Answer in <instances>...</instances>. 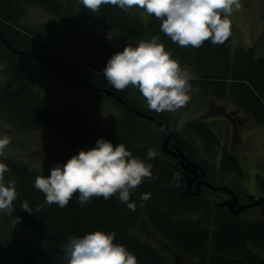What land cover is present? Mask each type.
I'll use <instances>...</instances> for the list:
<instances>
[{"label": "trees", "instance_id": "obj_1", "mask_svg": "<svg viewBox=\"0 0 264 264\" xmlns=\"http://www.w3.org/2000/svg\"><path fill=\"white\" fill-rule=\"evenodd\" d=\"M30 5L58 18L62 13L58 0H0V33L5 41L17 51L50 56L51 59L36 58L47 78L63 85L72 82L82 90L94 93L116 107L120 117L103 133L97 121L85 119L87 108L82 96L57 110L49 108L35 89L34 80L19 66L17 53L5 47L0 38L1 74L5 78L4 84L0 83V120L21 132L38 130L47 124L54 137L72 155L91 149L101 138L114 145L123 143L133 156L153 165V178H146L131 193L129 202L136 203L135 211L121 203L118 195L108 200L93 197L87 204H81L78 192L65 207H59L48 204L45 194L34 187L35 178L49 176V170L39 171L4 154L0 162L10 169L5 174V183L9 179L16 180L18 197L13 202L11 215L0 214V264H67L63 245L69 237L79 238L96 230L114 231V243L126 246L137 257L138 264H172L166 254L135 233L141 212L149 228L173 254L193 258L196 264H264V255L260 253L264 252V218L250 221L240 214L232 215L227 209L213 207L202 194L180 196L185 188L184 179L176 164L160 150L159 127L153 125L155 128H152L143 117L126 111L119 101L80 83L86 82L97 89L107 88L128 106L166 122L161 113L150 110L134 97V92L141 94L138 88L129 86L117 91L107 83L102 70L110 57L121 49L111 47L105 39L93 41L72 30L58 34L56 45L47 43L45 35L19 23L24 7ZM78 6L91 22L109 27L123 48L127 45L135 47L142 40L159 36L172 56L187 63L197 73L205 88H210L217 98L230 97L264 127V57H254L253 47L239 48L231 58L227 54L228 39L223 44L205 41L199 48L181 47L160 31L162 22L154 15L147 22H141L130 10L124 11L110 4L102 5L95 13L85 9L81 0ZM227 72L231 76L229 82L225 79ZM186 125L200 137L207 155V158L199 156L197 148L177 133L182 141L181 151L187 158L199 159L211 179H215L214 171L239 181L243 178L233 151L221 147L217 136L206 124L192 121ZM149 149L156 153L152 160H147ZM257 181L264 188V175H257ZM143 193H150V199L141 200ZM25 202L32 212L22 208ZM19 227L35 233L40 244H31L17 234L14 229Z\"/></svg>", "mask_w": 264, "mask_h": 264}, {"label": "clouds", "instance_id": "obj_2", "mask_svg": "<svg viewBox=\"0 0 264 264\" xmlns=\"http://www.w3.org/2000/svg\"><path fill=\"white\" fill-rule=\"evenodd\" d=\"M81 3L92 13L106 4L124 11L143 9L162 22L160 31L172 42L194 48L201 47L205 41L223 44L231 35L230 17L241 7L240 0H81ZM102 74L117 91L129 86L138 88L148 108L157 113L179 110L190 101L193 91L189 83L193 78L191 73L172 58L159 36L116 52ZM10 144L8 135L0 137V157ZM155 155L149 149L147 160ZM152 168L145 159L133 156L123 143L114 145L101 138L94 147L80 150L65 164L57 163L49 176H37L34 187L45 194L48 204L59 207H65L78 192L81 204H87L93 197L108 200L118 195L121 203L135 211L136 203L129 202L131 192L146 178H153ZM8 172L9 166L0 162V212L11 215L18 192L15 179L5 183ZM150 195L143 193L140 199L147 201ZM22 208L32 212L26 202ZM115 235L114 231L96 230L79 238L70 236L63 245L67 264H138L137 257L126 246L114 243Z\"/></svg>", "mask_w": 264, "mask_h": 264}, {"label": "rangeland", "instance_id": "obj_3", "mask_svg": "<svg viewBox=\"0 0 264 264\" xmlns=\"http://www.w3.org/2000/svg\"><path fill=\"white\" fill-rule=\"evenodd\" d=\"M58 2L62 10L59 18L38 6L30 5L24 7L19 23L28 30H36L38 34L45 35L48 40L47 43L51 42L53 45H56L58 34L72 30L93 41L105 39L111 47L123 51L124 48L121 47L115 33L109 27L97 25L91 22L88 17L86 18L78 6L79 0H58ZM240 3V9L234 10L230 17L232 25L231 35L226 44L228 47L227 54L231 58L237 49L253 47L254 57H264V0H240ZM129 10L141 22H147L150 18L143 9L133 8ZM5 42L7 43V41ZM8 45L10 46V44ZM179 49L180 47H178ZM10 50L17 53L19 66L34 80L35 89L44 97L49 108L57 110L72 99L82 96L87 108L84 113L85 119L97 121L101 125L103 133H106L109 125L120 117V112L116 107L103 98H98L94 93L84 91L72 82L63 85L59 81L55 82L53 79L47 78L45 72L39 67L36 58L51 59L50 56L31 51L16 50V52L14 48ZM166 50L169 51L167 48ZM30 53L37 55H30ZM173 55H175L174 52ZM174 59H177L181 67L186 68L191 73L193 78L189 83L192 85L193 91L190 101L179 110L161 112L167 120L164 123L173 125L182 138H187L197 148L199 156L207 158L203 152L204 148L200 137L189 130L186 123L195 121L206 124L218 136V140L221 138V147L233 151L243 172V178L240 181L219 174L215 175V181L229 184L241 199H245V196L248 195L264 197V188L257 181V175H264V127L258 124L242 107L235 104L230 97L217 98L210 88L204 87L205 85L201 83L200 78H197V73H194L187 63L175 57ZM1 69L2 65L0 64V83L4 84L5 78L1 74ZM226 75L227 78L225 79L229 82L231 80L230 73L227 72ZM227 82H225L226 85ZM133 94L142 105L148 107L146 99L141 94L136 92ZM262 105L264 107V96ZM224 114L234 119L237 133L231 141L229 135L232 125ZM148 122L151 127L153 125L159 127L160 131L161 128H164L156 123ZM3 135H8L11 138V144L5 149L4 154L21 160L39 171H51L57 163L65 164L73 156L54 137L52 129L47 124L38 130L21 132L13 130L7 122L0 120V137ZM158 144L160 146V140ZM197 158L199 157L197 156ZM187 217L197 218L193 215ZM240 217L250 221H259L264 218V211H261L259 206L251 207L243 210ZM14 230L29 243L40 244V239L35 233L20 227ZM135 233L158 250L160 249L163 254H166L172 264H196L193 258L173 254L172 250L149 228L142 217V212L136 221ZM260 253L262 256L264 255V252Z\"/></svg>", "mask_w": 264, "mask_h": 264}, {"label": "water", "instance_id": "obj_4", "mask_svg": "<svg viewBox=\"0 0 264 264\" xmlns=\"http://www.w3.org/2000/svg\"><path fill=\"white\" fill-rule=\"evenodd\" d=\"M0 38L8 48L12 49V47L9 46L5 42V40L3 39L1 34H0ZM14 51H16V50H14ZM30 55L36 56L37 54L30 53ZM81 83L89 89L103 92L104 96L107 98H113L116 101H119L123 105V107L126 111L133 112L135 115L141 116L150 122L156 123L159 126H162L167 130L166 136H165L163 143H162V150L166 154L171 155L173 157H176L178 159L177 162H178L179 166L181 167L183 179L185 182V188L179 193L180 196H184V195L196 196L199 193V185L203 184L204 186H207L208 188H210L211 190H213L216 193L226 194L229 196V198L227 200L219 203V205L220 206H223V205L226 206L227 210L232 215L237 216L243 210L251 208V207H256V206H261V210L264 211V197H257L256 198L254 196H249L250 201L248 203L236 205L237 198H236V195L234 194V192L231 190V188H229L228 186H214V185L210 184L208 181H205L203 179L205 176L204 169L198 163L190 162L188 160V158L183 154V152L179 148H175L174 150H170V149L168 150L167 149V143H168V140L170 138L172 129L169 125L164 123V121L158 120L157 118H155L152 115L145 114V113H143L137 109H134V108L128 106L127 103L122 98L115 95L111 90H109L107 88H98L97 89V88H94L92 86H89L86 82L81 81ZM197 171H199V173H196ZM195 178H199V180L196 182V185H195V188H197V190L192 191L191 190V182Z\"/></svg>", "mask_w": 264, "mask_h": 264}, {"label": "flooded vegetation", "instance_id": "obj_5", "mask_svg": "<svg viewBox=\"0 0 264 264\" xmlns=\"http://www.w3.org/2000/svg\"><path fill=\"white\" fill-rule=\"evenodd\" d=\"M2 41V40H1ZM4 44V43H3ZM5 45V44H4ZM5 47H7L5 45ZM224 116L226 117V119H228L231 123V130H230V135H229V140L231 141L232 138H234V135L237 133L236 131V128H235V123H234V119H232L230 116L224 114ZM173 131L171 133V136L168 140V143H167V149L169 150H174L175 148H180L181 144H182V141L180 139V137L177 135V131L176 129L174 128L173 125H171L170 123H168ZM213 132V131H212ZM214 133V132H213ZM179 135H181L180 133H178ZM166 136V130L164 128H161V131H160V150L161 152L166 155L167 157H169L173 163L176 164V166L178 167L179 169V172H180V175H182V170H181V167L179 166L178 164V159L176 157H173L171 155H168L166 154L163 150H162V143H163V140ZM183 136V135H182ZM217 136V135H216ZM184 137V136H183ZM185 138V137H184ZM218 138V136H217ZM185 140H188L187 138H185ZM189 141V140H188ZM219 143H222V140L221 138L219 139ZM221 145V144H220ZM181 150V148H180ZM188 160L190 162H194V163H198L203 169H204V172H205V176H204V180L205 181H208L210 184L214 185V186H228L229 188H231V190L234 192V194L236 195V198H237V202H236V205H241V204H244V203H248L250 200H249V196H245V199H241V197L238 196V194H236L234 188H232L229 184H226V183H221V182H216L215 180L216 179H211L208 177V170L205 166L202 165V163H200L199 159H195V160H191L190 158H188ZM199 172V171H197ZM215 175L217 174V172H215ZM192 177V176H191ZM182 178H183V175H182ZM199 180V178H195L192 182H191V190L192 191H196L197 188H195V185H196V182ZM185 183V182H184ZM202 194L204 196V198L209 201L211 203V205L213 207H220V208H224V209H227L226 206H220L219 203L227 200L229 198L228 195L226 194H221V193H216L214 192L213 190H211L210 188H208L207 186H204L203 184H200L199 185V193L196 195H200ZM191 196V195H190ZM195 197V196H194ZM256 197V196H254ZM257 198V197H256ZM261 208V206H259ZM262 211V210H261Z\"/></svg>", "mask_w": 264, "mask_h": 264}]
</instances>
